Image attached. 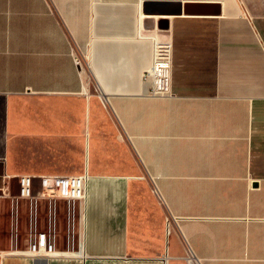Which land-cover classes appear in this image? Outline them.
Masks as SVG:
<instances>
[{
    "label": "crops",
    "instance_id": "crops-1",
    "mask_svg": "<svg viewBox=\"0 0 264 264\" xmlns=\"http://www.w3.org/2000/svg\"><path fill=\"white\" fill-rule=\"evenodd\" d=\"M183 2L207 5L0 0V264H188L187 242L204 264H264V0ZM157 43L171 46L166 94L144 77ZM86 171L81 248L60 202L58 253L17 252L31 222L24 200L13 219L11 180Z\"/></svg>",
    "mask_w": 264,
    "mask_h": 264
},
{
    "label": "built area",
    "instance_id": "built-area-1",
    "mask_svg": "<svg viewBox=\"0 0 264 264\" xmlns=\"http://www.w3.org/2000/svg\"><path fill=\"white\" fill-rule=\"evenodd\" d=\"M142 7L146 0H140ZM184 1V0H180ZM76 61L80 59L76 55ZM171 46L168 43H157L153 65L145 73L144 77L150 81L153 93L166 94L169 92L171 79ZM90 175L86 171L82 174L72 175H44L34 177L32 175L18 176L19 193L13 195L12 215L13 219L18 218L19 202L24 200L28 203L31 222V235L27 248L17 249L16 251L24 255H53L58 253L56 249L55 222L58 203L65 202L68 205V219H75L76 213L80 218V229L78 233L69 234V245L73 248L77 244L79 249L82 244V221L85 219V205L87 200V188ZM154 192L161 198L160 190L154 181ZM10 194V193H9ZM44 202L48 209L47 227L41 229L40 207ZM178 221V218L169 216L167 218L168 231H170L172 222ZM185 259L188 264H204V261L197 255L190 243L187 242Z\"/></svg>",
    "mask_w": 264,
    "mask_h": 264
},
{
    "label": "water",
    "instance_id": "water-1",
    "mask_svg": "<svg viewBox=\"0 0 264 264\" xmlns=\"http://www.w3.org/2000/svg\"><path fill=\"white\" fill-rule=\"evenodd\" d=\"M207 4L196 2H183L180 0H146L143 3V11L146 14L153 15H176V14H193L196 13L197 7ZM168 18H162L157 21V26L161 29L169 27Z\"/></svg>",
    "mask_w": 264,
    "mask_h": 264
},
{
    "label": "rangeland",
    "instance_id": "rangeland-1",
    "mask_svg": "<svg viewBox=\"0 0 264 264\" xmlns=\"http://www.w3.org/2000/svg\"><path fill=\"white\" fill-rule=\"evenodd\" d=\"M13 151L15 153L14 155H16V156H18V158H20V147L14 148ZM9 186L11 188V194L12 195H17L19 193V185H18V182H17V178H13L11 180V182L9 183ZM9 208H10L9 200L7 202L5 200L4 206L2 207V212H3L4 217H8L9 216V212H10ZM24 209H25V207H24ZM22 210H23V207H22ZM60 211L62 213L63 219L67 220L68 219V217H67L68 205L66 203L63 204V208H60ZM27 213H26V211H24V215H25L26 219L28 218L27 217ZM21 214H22V211H21ZM22 219L23 218H21V220ZM21 224H22V226L27 225V223H21ZM4 226H5L4 227L5 228L4 229V234H5L7 232V230H6L7 223H5ZM26 236H27L26 231L22 230V232L20 233V238H23V237H26Z\"/></svg>",
    "mask_w": 264,
    "mask_h": 264
},
{
    "label": "bare ground",
    "instance_id": "bare-ground-1",
    "mask_svg": "<svg viewBox=\"0 0 264 264\" xmlns=\"http://www.w3.org/2000/svg\"><path fill=\"white\" fill-rule=\"evenodd\" d=\"M143 12H144V11H143ZM144 15H146V13H145V12H144ZM144 15L142 14V16H144ZM148 15H151V14H147V16H148Z\"/></svg>",
    "mask_w": 264,
    "mask_h": 264
}]
</instances>
